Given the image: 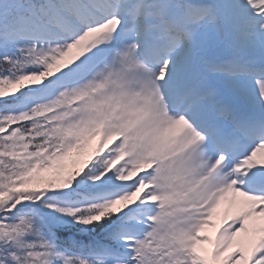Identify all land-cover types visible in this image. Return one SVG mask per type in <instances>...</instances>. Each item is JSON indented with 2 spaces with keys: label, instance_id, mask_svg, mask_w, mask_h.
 Segmentation results:
<instances>
[{
  "label": "snow or ice",
  "instance_id": "1",
  "mask_svg": "<svg viewBox=\"0 0 264 264\" xmlns=\"http://www.w3.org/2000/svg\"><path fill=\"white\" fill-rule=\"evenodd\" d=\"M0 264H264V0H0Z\"/></svg>",
  "mask_w": 264,
  "mask_h": 264
}]
</instances>
